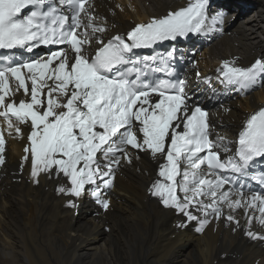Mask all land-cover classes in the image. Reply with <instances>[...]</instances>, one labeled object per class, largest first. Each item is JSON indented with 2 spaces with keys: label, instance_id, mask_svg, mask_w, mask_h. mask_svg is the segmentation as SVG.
Returning <instances> with one entry per match:
<instances>
[{
  "label": "snow or ice",
  "instance_id": "6c2138e0",
  "mask_svg": "<svg viewBox=\"0 0 264 264\" xmlns=\"http://www.w3.org/2000/svg\"><path fill=\"white\" fill-rule=\"evenodd\" d=\"M223 19L211 11L210 0H189L105 40L107 23L97 22L90 0H0V50L12 53L0 57V118L6 125L0 165L4 131L23 138L21 125H28L22 159L30 160L33 183L42 173L62 176L70 186L61 185L58 193L76 198L90 185L89 194L107 211L105 191L123 164L141 159L136 150L163 161L148 190L186 218L178 227L195 221L203 232L209 217L241 227L234 215L239 210L245 234L264 241L252 230L254 221L264 227V107L248 116L235 144L219 133L213 137L208 110L186 79L173 78L174 51L135 52L199 34L209 21ZM53 45L57 49L46 56L22 58ZM217 72L226 89L248 92L264 84V58L247 67L225 60ZM67 206L77 205L69 199Z\"/></svg>",
  "mask_w": 264,
  "mask_h": 264
},
{
  "label": "bare ground",
  "instance_id": "6f19581e",
  "mask_svg": "<svg viewBox=\"0 0 264 264\" xmlns=\"http://www.w3.org/2000/svg\"><path fill=\"white\" fill-rule=\"evenodd\" d=\"M125 2L90 1L97 22L107 23L105 40L126 34L135 24L147 23L154 16L166 15L189 0H131L135 12ZM210 5L213 13L233 10L223 16L222 24L208 22L207 27L216 29L215 34L206 40L204 54H197L193 61L183 60L180 73L188 81V91L205 102L213 137L219 133L235 144L248 116L264 107V88L257 86L243 96L225 88L217 69L225 60L247 67L264 58V37L260 38L264 35V0H210ZM255 5L251 15L233 24L240 12L243 15L245 9ZM202 34L203 31L178 42L174 40L175 56L182 53L181 49L185 52L184 46L202 38ZM56 49L38 47L32 53L24 52L22 57H43ZM205 77L211 78V83H205ZM5 128L0 118V130ZM21 128L23 138L4 131L0 264H264V241L245 234L246 218L242 211L234 213L241 227L212 217L203 232L196 231L195 221L178 227L186 218L163 207L148 190L157 178L158 164L163 161L153 160L146 153L132 150L141 159L125 163L116 171L114 186L105 191L110 202L107 211L89 194L90 185H86L88 192L75 201V197L58 193L61 185L70 186L62 176L48 178L42 173L40 183H33L30 160L22 159L30 128ZM250 187L255 188V183ZM69 199L77 206L68 207ZM252 230L264 234V227L255 221Z\"/></svg>",
  "mask_w": 264,
  "mask_h": 264
},
{
  "label": "rangeland",
  "instance_id": "374dc122",
  "mask_svg": "<svg viewBox=\"0 0 264 264\" xmlns=\"http://www.w3.org/2000/svg\"><path fill=\"white\" fill-rule=\"evenodd\" d=\"M125 4H126V7H128V9L131 12H135L134 7L132 6L131 0H126ZM255 7H256V5L251 7V8H249V9H247L246 12L243 13V15L240 12L239 13L240 15L238 16V18L236 20L232 21L233 24H235L237 22L244 21V18L247 17L248 14L251 15V13H253V11L255 10ZM231 10L232 9H230L229 11H231ZM229 11L225 10L226 13H229ZM221 13H223V16H224V12L222 11ZM215 31H216V29H213V28L210 27V28L206 29L204 34H202V38H200L198 40H192V42L190 43V46H188V47L185 45L184 46L185 52L183 51L184 53L181 54L183 56V58L187 59L188 61H190V60L193 61V60L196 59V55L197 54H204V47H205V44H206V40L212 39V36L215 34ZM263 37H264V35H260V38H263ZM263 88H264V84H262L260 86V89H263ZM260 89H258V90H260ZM237 95L238 94H236L235 96L237 97ZM240 102H242V101H240ZM110 190L111 189H108L107 191H110ZM100 243H102L101 240H100Z\"/></svg>",
  "mask_w": 264,
  "mask_h": 264
}]
</instances>
